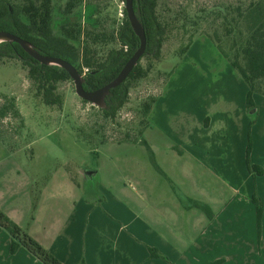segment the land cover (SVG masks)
Returning <instances> with one entry per match:
<instances>
[{"label": "crops", "instance_id": "1", "mask_svg": "<svg viewBox=\"0 0 264 264\" xmlns=\"http://www.w3.org/2000/svg\"><path fill=\"white\" fill-rule=\"evenodd\" d=\"M224 71L229 82L207 106L194 93L180 116H172L165 80L143 133L151 121L167 141L99 145L144 146L151 169L132 179L117 169L81 172L84 183L97 179L93 193L68 170L44 181L38 153L8 148L0 125V211L61 264H264V97L253 95L251 113L245 84L229 64ZM248 136L260 175L247 168ZM72 140L67 133L63 147ZM12 241L0 227V264H43L23 246L11 251Z\"/></svg>", "mask_w": 264, "mask_h": 264}, {"label": "rangeland", "instance_id": "2", "mask_svg": "<svg viewBox=\"0 0 264 264\" xmlns=\"http://www.w3.org/2000/svg\"><path fill=\"white\" fill-rule=\"evenodd\" d=\"M8 1L13 5H21L25 2V0ZM223 1L242 0H157L158 18L166 23L169 29L160 55L157 59L140 60V65L144 68L151 64V70L144 79L129 89L127 101L113 120L105 119L99 109L83 103L75 95L73 83L69 81L56 85L55 93L62 100L61 106L46 105L36 84L28 78L27 69L20 61L1 59L0 112L4 107L7 110L4 115H0V125L6 129L1 138L7 141L8 148L19 150L23 156L38 153L40 162L36 164H40L43 168L44 181L50 180L52 175L60 171L68 170L83 188L87 187L85 190L82 188L87 193L96 190L97 179L84 183L82 171L92 170L98 174H105L117 169L132 179L136 171L151 169L144 146L98 145L96 148L98 155L95 158L92 155L95 145L92 147L87 145L85 139L80 138L78 134L86 137L87 132L92 136L95 132L96 135L91 136L93 143H98L100 139L123 140L127 130L128 134L135 136L138 124L142 120L140 104L150 95H158L165 80L168 86L167 92L169 91L172 96L175 94L173 99L171 96L172 103L169 104L172 107V116H180L181 111L190 109V102L187 101L193 100L194 93H197L199 101L204 102L203 108L206 107L210 95L216 93L218 85L224 86L229 82L226 81L229 73L224 71L228 61L220 49L205 38L219 25L217 20L208 16V12ZM65 3L66 0H52L54 21L58 22L62 19ZM85 3L74 9L70 16L78 17L86 28L96 33L109 35L117 31L123 18V0H92ZM191 21L198 22L195 28H192ZM53 29L58 33L55 25ZM192 33L194 39L190 51L188 50L184 55H176ZM99 47L103 54L110 48L105 44ZM173 67H175L174 71L168 76ZM228 70L230 68H227ZM201 94L203 98L200 97ZM161 117L162 124L165 119L163 120V114ZM161 132H163L161 126L159 128L157 123L150 121L148 130L144 131L142 138L150 144L156 140L167 141L166 136ZM67 133L72 137L74 144L64 148ZM56 146L60 149L56 150ZM41 155L47 157L52 155L54 161L49 162L45 157H40ZM125 180L128 182L127 179ZM125 184L129 186L130 183Z\"/></svg>", "mask_w": 264, "mask_h": 264}, {"label": "trees", "instance_id": "3", "mask_svg": "<svg viewBox=\"0 0 264 264\" xmlns=\"http://www.w3.org/2000/svg\"><path fill=\"white\" fill-rule=\"evenodd\" d=\"M86 1L92 0H66L62 19L57 22L54 21L52 15V0H25L21 5H13L8 0H0V31L12 33L30 42L41 55L57 57L69 62L83 76L84 90L90 92L105 86L118 75L138 48L139 40L130 27L124 9L122 10L123 18L117 31H113L109 35L93 32L86 28L78 17H71L73 10L83 3L86 4ZM156 7L157 0H133L134 13L144 29L146 38L145 52L140 60L159 57L166 32L169 30L168 25L158 18ZM208 16L217 20L219 25L212 34H207V38L220 49L229 66L245 84L247 88L245 106L247 110H254L256 106L253 102V95L264 97V0L223 1L219 6L209 11ZM191 23L192 28L198 24L195 21H191ZM54 25L58 28V33H55ZM193 39L194 33L178 49L176 55L186 54ZM101 44L110 46L105 54L99 47ZM114 45L117 47H113ZM1 59L20 61L22 66L27 69L28 78L36 84L45 104L61 106L62 100L55 93L56 85L65 81L71 82L64 70L40 65L14 43L0 45ZM140 60L124 82L110 90L106 98V108L99 109L105 119H114L116 113L127 101L129 89L150 72L151 64L144 68L140 65ZM83 69L87 70L84 75ZM174 69L175 67L171 69L168 76ZM156 96L150 95L140 104L139 111L142 120L138 124L135 136L128 134L127 130L123 140L100 139L98 143H93L91 133H86L87 138L79 135L80 133L78 136L85 139L87 145L91 147L95 145V150L92 151L95 158L98 155L96 148L104 143L139 142L145 145L142 133L147 126V116L155 103ZM82 102L87 104L85 101ZM6 111L4 107L0 115H4ZM94 133L92 137L96 135ZM250 149L251 143L248 136L247 168L255 176L260 175L261 169L249 162ZM252 202L255 205L256 223L259 228L262 207L256 197L252 198ZM0 227L9 233L13 240L11 251L23 246L43 264H61L1 211ZM150 254L151 257L156 256L153 251ZM213 264H219V262Z\"/></svg>", "mask_w": 264, "mask_h": 264}, {"label": "water", "instance_id": "4", "mask_svg": "<svg viewBox=\"0 0 264 264\" xmlns=\"http://www.w3.org/2000/svg\"><path fill=\"white\" fill-rule=\"evenodd\" d=\"M124 10L126 12L130 27L134 35L139 40V46L125 63L118 75L111 82L95 91L88 92L84 90L83 76L69 62L57 57L39 54L30 42L21 39L20 37L12 33L0 31V45L4 43L17 44L31 59L35 60L40 65L46 67H55L64 70L73 83L75 95L80 100L87 102L91 106L96 107L100 110H104L106 108V98L108 97L110 90L118 87L121 83L124 82L132 69L138 64L146 48L144 29L134 13L133 0H124ZM251 113H254V110H252ZM94 173L95 171L92 170L82 171V174L86 176H91Z\"/></svg>", "mask_w": 264, "mask_h": 264}, {"label": "built area", "instance_id": "5", "mask_svg": "<svg viewBox=\"0 0 264 264\" xmlns=\"http://www.w3.org/2000/svg\"><path fill=\"white\" fill-rule=\"evenodd\" d=\"M86 71H87L86 69H83V75H84V73H85Z\"/></svg>", "mask_w": 264, "mask_h": 264}, {"label": "flooded vegetation", "instance_id": "6", "mask_svg": "<svg viewBox=\"0 0 264 264\" xmlns=\"http://www.w3.org/2000/svg\"><path fill=\"white\" fill-rule=\"evenodd\" d=\"M91 176H92V175H91ZM91 176H86V175H84L85 178H89V177H91Z\"/></svg>", "mask_w": 264, "mask_h": 264}]
</instances>
